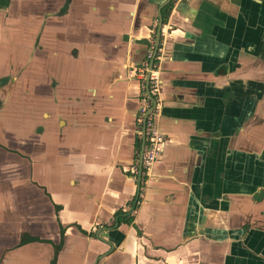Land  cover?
<instances>
[{
	"label": "crops",
	"instance_id": "1",
	"mask_svg": "<svg viewBox=\"0 0 264 264\" xmlns=\"http://www.w3.org/2000/svg\"><path fill=\"white\" fill-rule=\"evenodd\" d=\"M165 1L0 0V264H264V0L171 1L138 193Z\"/></svg>",
	"mask_w": 264,
	"mask_h": 264
},
{
	"label": "built area",
	"instance_id": "2",
	"mask_svg": "<svg viewBox=\"0 0 264 264\" xmlns=\"http://www.w3.org/2000/svg\"><path fill=\"white\" fill-rule=\"evenodd\" d=\"M153 49L148 54V60L144 64L143 73L147 75V72L150 68V60L153 56ZM144 75V77H145ZM143 86V107H141V118L140 121L143 124V133H145V150L143 155V171L149 170L152 165L157 162L163 153L164 147L166 145V137L163 136L156 126V109L158 107V95L160 92V79L157 74L155 63L153 69L151 70L150 82L149 84L144 79ZM152 96L153 99L150 98ZM154 100V101H153ZM156 101L155 107H153L154 102ZM135 173L138 172V168L134 170Z\"/></svg>",
	"mask_w": 264,
	"mask_h": 264
},
{
	"label": "water",
	"instance_id": "3",
	"mask_svg": "<svg viewBox=\"0 0 264 264\" xmlns=\"http://www.w3.org/2000/svg\"><path fill=\"white\" fill-rule=\"evenodd\" d=\"M171 1L172 0H166L159 7V22H158V25H157L156 38H155L154 49H153V56H152V58L150 60V68H149V71L147 72V75H146V81H147L148 84L150 82V75H151V70L153 69L155 57L157 55V52L159 50V46H160V43H161L162 27H163V24H164V18H163L162 10ZM150 98L153 99L152 96H150ZM155 105H156V101L154 102L153 107H155ZM144 150H145V133H143V141H142V145H141V149H140V154H139V177H138V181H137V190H138V193H139L140 188H141V180H142V172H143V155H144ZM138 193H137V197H136L135 202H134L133 209L135 208V206L137 204V201H138V197H139V194Z\"/></svg>",
	"mask_w": 264,
	"mask_h": 264
},
{
	"label": "trees",
	"instance_id": "4",
	"mask_svg": "<svg viewBox=\"0 0 264 264\" xmlns=\"http://www.w3.org/2000/svg\"><path fill=\"white\" fill-rule=\"evenodd\" d=\"M69 2V1H68ZM68 2L66 3L65 5V8H63L61 10V13H64L67 9V6H68ZM173 6V3L171 2L168 6H166L164 9H163V16L165 17L166 13L168 12V10ZM264 196V191L263 193L260 195V198H258L259 200L262 199ZM121 214V213H119ZM123 220H126V221H130L131 220V217H125L123 218ZM62 234H64V231L62 230ZM38 240V238H35V237H30L28 235H23L22 238H21V243L20 244H25L27 242H31V241H36ZM63 245V242L61 241L60 244L58 245H55V248H56V251H59V249H61ZM53 264H54V261H53Z\"/></svg>",
	"mask_w": 264,
	"mask_h": 264
},
{
	"label": "flooded vegetation",
	"instance_id": "5",
	"mask_svg": "<svg viewBox=\"0 0 264 264\" xmlns=\"http://www.w3.org/2000/svg\"><path fill=\"white\" fill-rule=\"evenodd\" d=\"M138 167H139V159H138Z\"/></svg>",
	"mask_w": 264,
	"mask_h": 264
}]
</instances>
